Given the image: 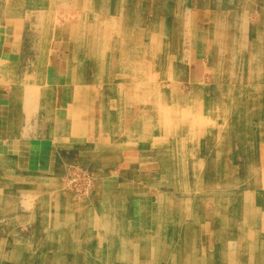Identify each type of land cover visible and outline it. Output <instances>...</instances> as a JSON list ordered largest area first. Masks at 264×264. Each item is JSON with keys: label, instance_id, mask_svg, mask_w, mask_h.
I'll return each instance as SVG.
<instances>
[{"label": "rangeland", "instance_id": "obj_1", "mask_svg": "<svg viewBox=\"0 0 264 264\" xmlns=\"http://www.w3.org/2000/svg\"><path fill=\"white\" fill-rule=\"evenodd\" d=\"M1 90L78 153L0 124V264H264V0H0Z\"/></svg>", "mask_w": 264, "mask_h": 264}, {"label": "crops", "instance_id": "obj_2", "mask_svg": "<svg viewBox=\"0 0 264 264\" xmlns=\"http://www.w3.org/2000/svg\"><path fill=\"white\" fill-rule=\"evenodd\" d=\"M59 67H60L59 77L56 78L55 81H53L52 83H48L45 87V89H47L46 98L47 99L51 98L53 101L52 106L48 103V106L50 107L48 110H51L50 112H52V114L54 115L53 117L54 120H50L46 114L36 112L35 109L33 112L35 113V115L42 114V118L45 117L44 120H50L51 127H52V124H55V126L56 124H60L61 126L63 125L66 127V125L69 123V125L74 124V127L70 128L71 129L70 133H74V131L78 132V130L81 128L84 130L85 127H83L84 121L81 118V114H80L81 112H77V116L75 117L72 114V110L74 108H78V106H76L74 102H76L77 104L79 95L78 93H75L74 90L70 86H68V82H67L68 76L66 72L67 67L63 68L61 64ZM73 96H74V99H73ZM71 101L73 102L74 106H72V109L69 110L68 105ZM22 102H23L22 109L24 110V114L22 115V118L19 120L20 122L18 123V125H16V128L20 127L21 125L20 127L21 129L17 131L16 130L11 131V129H9V125H10L11 118L13 117L12 115L13 111H11L10 109L9 99L7 98V96L4 95L3 90L0 91V108H1V116H3L0 120V124H3L6 127L5 131L1 133H4L10 140L11 138L15 136L18 138L29 139V145L26 148L28 151H30L29 153H33V155L35 156L36 158L35 163L40 165L42 169L44 170L45 168H48L51 165L61 163L62 161L61 157L64 158L66 156V158L67 157L70 158V157H74L78 153L76 149L77 148L76 145L69 144L70 142L75 143V139H73L74 138L73 136L75 135H72L70 140H66L67 144L59 145L60 146L59 148H56V146L55 147L51 146L46 149L47 152L46 150L43 152V155L41 154V152L36 153L37 141H40V139L41 140L42 139L43 140L52 139L56 141L57 138H55V136L53 135L54 132L52 130H39L38 132L36 129L35 121H33L32 123H30V121H26L25 123V119L28 117V115H25L28 107L24 99ZM56 102L66 103L65 104L66 107L64 106V110L55 111V107L57 106ZM44 123L47 124L46 121ZM52 157H54L55 160Z\"/></svg>", "mask_w": 264, "mask_h": 264}, {"label": "bare ground", "instance_id": "obj_3", "mask_svg": "<svg viewBox=\"0 0 264 264\" xmlns=\"http://www.w3.org/2000/svg\"><path fill=\"white\" fill-rule=\"evenodd\" d=\"M208 10H209V9H208ZM208 10H207V11H208ZM223 10H224V9H223ZM225 10H226V9H225ZM210 13H211V12H210ZM212 13H213V12H212ZM209 16H210V15H209ZM211 16H213V15H211ZM217 18H218V17H217ZM59 19H60V18H59ZM214 19H215V18H214ZM215 20H216V19H215ZM217 20H218V19H217ZM215 23L217 24L218 22H217V21L214 22V26H215ZM80 25H81V24H80ZM222 25H223V24H222ZM87 26L89 27V24H88ZM83 27H84V26H83ZM222 27H223V26H222ZM81 29H82V28H81ZM81 29H80V30H81ZM86 29H88V28H86ZM86 29L83 28L82 30H83V31H86ZM66 30H68V29H66ZM66 30H65V31H66ZM93 30H94V29H93ZM78 31H79V29H78ZM67 32H68V31H67ZM241 32H242V31H241ZM216 33H217V32H216ZM237 33H238V32H237ZM82 34H83V33H82ZM214 34H215V32H214ZM218 34H220V33L218 32ZM77 35H78V34H77ZM79 35H80V34H79ZM91 35H92V34H91ZM225 35H226V34H225ZM215 36H217V34H215ZM220 36H221V35H220ZM77 37H78V36H77ZM237 37H238V36H237ZM244 37H245V34H244V33L239 35V39H240V38H244ZM78 38H79V37H78ZM78 38H77V40H78ZM80 38H81V36H80ZM80 38H79V40H78L79 42H80ZM223 38H224V37H223ZM224 39H225V38H224ZM231 39H232V38H231ZM78 41H77V42H78ZM213 41H215V40H213ZM218 41H219V40H217L216 42L218 43ZM77 42H76V43H77ZM82 42H83V41H82ZM221 42H222V41H221ZM224 42H225V41H224ZM240 42H241V41H240ZM84 43H85V42H84ZM86 43H87V42H86ZM90 43H91V42H90ZM212 43H214V42H212ZM225 43H226V42H225ZM241 43H242V42H241ZM242 44H244V43H242ZM242 44H241V45H242ZM91 45H92V44H90V46H91ZM93 45H94V44H93ZM217 45H218V44H217ZM217 45H216V46H217ZM245 45H246V44H245ZM245 45H244V47H245ZM76 46H77V44H73V48L76 47ZM83 46L86 48L85 45H83ZM210 46H211V45H210ZM220 46H221V45H220ZM93 47H94V46H93ZM223 47H224V46H223ZM223 47H222V48H223ZM90 48H91V47H90ZM95 48H96V47H95ZM242 48H243V47H242ZM148 49H149V48H148ZM216 49H217V47H216ZM223 49H225V48H223ZM88 50H89V46H88ZM92 50H93V49H92ZM92 50H91V51H92ZM85 51H86V50H85ZM89 51H90V50H89ZM93 51H94V50H93ZM147 51H148V50H147ZM222 51H223V50H222ZM145 52H146V51H145ZM149 52H151V51H149ZM156 52H157V51L155 50V51H153V52H151V53L154 54V53H156ZM216 52H217V50H216ZM220 52H221V51H220ZM224 52H225V51H224ZM224 52H223V53H224ZM97 53H98V52H97ZM220 54H221V53H220ZM220 54L218 53V56H220ZM228 54H229V53H228ZM216 55H217V53H216ZM229 55H230V54H229ZM212 57H213V56H212ZM7 58H8V57H7ZM229 58H230V57H229ZM218 59H219V58H218ZM224 59H225V58H224ZM232 60H233V58H232ZM219 61H220V60H219ZM228 61H229V60H228ZM233 61H234V60H233ZM233 61H232V62H233ZM232 62H231V63H232ZM216 65H217V63H216ZM217 66H218V65H217ZM219 66H220V65H219ZM221 67H222V66H221ZM224 67H225V66H224ZM222 68H223V67H222ZM223 69H224V68H223ZM227 71H228V70H227ZM16 72H17V71H16ZM166 76H167V75H166ZM81 77H82V76H81ZM69 78H70V77H69ZM69 78H68V79H69ZM68 79H67V82H68ZM71 79H72V78H71ZM16 80H18V79H16ZM19 80H20V79H19ZM19 80H18V81H19ZM14 81H15V80H14ZM71 83H73V82H71ZM13 97H14L13 95H10V96H9V98H10V99H9L10 109H12V110H13L12 107H13V105L15 104V103L12 104V103L14 102ZM16 99H17V97H16ZM15 102H16V101H15ZM16 105H17V104H16ZM47 116H48V115H47ZM169 123H170V121H169ZM13 125H14V124H13ZM15 130H16V129H15ZM228 169H229V168H228ZM259 169H260V168H259ZM232 170H233V169H232ZM230 171H231V170H230ZM226 173H227V171H226ZM226 173H225V174H226ZM223 175H224V174H223ZM230 175H231V174H230ZM229 178H230V177H229ZM253 180H254V179H253ZM253 180H252V181H253ZM170 199H171V198H170ZM248 200H249V199H248ZM251 203H252V202H251ZM204 205H205V204H204ZM255 213H256V212H255ZM259 218H260V217H259ZM212 225H213V224H212ZM1 241H2V240H1ZM251 254H252V253H251ZM183 255H184V254H183ZM186 255H187V254H186ZM201 255H202V254H201ZM187 257H188V256H187ZM186 259H187V258H186Z\"/></svg>", "mask_w": 264, "mask_h": 264}]
</instances>
